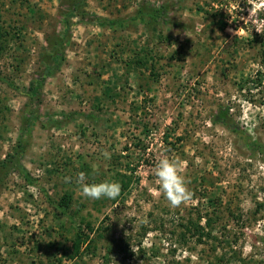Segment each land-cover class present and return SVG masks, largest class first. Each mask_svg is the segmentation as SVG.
<instances>
[{"label": "rangeland", "instance_id": "374dc122", "mask_svg": "<svg viewBox=\"0 0 264 264\" xmlns=\"http://www.w3.org/2000/svg\"><path fill=\"white\" fill-rule=\"evenodd\" d=\"M0 30V264H264V0H0Z\"/></svg>", "mask_w": 264, "mask_h": 264}, {"label": "trees", "instance_id": "16d2710c", "mask_svg": "<svg viewBox=\"0 0 264 264\" xmlns=\"http://www.w3.org/2000/svg\"><path fill=\"white\" fill-rule=\"evenodd\" d=\"M75 6L77 7V4H75ZM163 12L164 11H163L162 6L151 7V8L146 7L145 10L141 6L138 8L136 15L138 18H140L143 21V20H145L144 15L146 14L148 17L147 20L151 24L152 22H155L157 18L161 19ZM66 15H68V12L65 13V17H66ZM95 22L99 23L100 25H104V26L111 27V28H117V27H123L124 26L122 19L113 20V19H106V18H102V17H96ZM2 34H3V32L0 30V38L2 37ZM47 42L49 44L50 55H51L52 59L55 60V63L53 66L45 65L42 68L41 72L38 74L37 79L31 85L30 91H33V90H35V87L40 86L43 82V79L45 77L51 75L52 70L57 68V66L63 60L64 46H65V42H66V38L64 36V31H62L54 39H47ZM144 59L145 58H143L142 60L137 59V62L142 63L144 61ZM227 112H228V108H224V107L220 106L217 109L216 113H214L211 121L214 124H219L223 127L229 128L232 131L236 132L237 129L235 127L231 126L232 124H231L230 119H229L230 116L227 114ZM243 143L247 146V148L249 150H254V151L264 155V143L260 142L258 139H252L251 137L248 136L243 140ZM68 199H69V196L64 195L62 197V199L60 200V204L64 207H66L68 204ZM210 220H211L210 217H205L206 225H208ZM183 227H184L185 231L186 230L190 231L191 230L190 228H193L192 234L193 235L197 234V238H199V240H201V236H203L204 234L208 235V233H205V231L203 230V227L199 224L198 220L196 222L189 221V223L183 224ZM87 229L92 230V227L89 224H87ZM82 235H81V233L76 234V238L74 239V242H73L74 252H76L78 249L79 240L81 239ZM83 237L87 238V235H84ZM184 239H185V236L183 233L182 235H180V240L184 241ZM225 262L226 261L224 259V255H221V256L217 257V260L214 261L213 264H225ZM102 264H107L106 253H105V259L102 262Z\"/></svg>", "mask_w": 264, "mask_h": 264}]
</instances>
